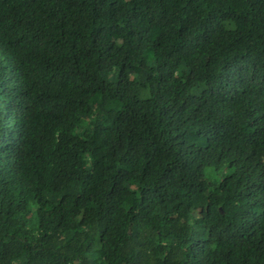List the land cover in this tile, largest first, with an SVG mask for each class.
Here are the masks:
<instances>
[{
  "label": "trees",
  "instance_id": "obj_1",
  "mask_svg": "<svg viewBox=\"0 0 264 264\" xmlns=\"http://www.w3.org/2000/svg\"><path fill=\"white\" fill-rule=\"evenodd\" d=\"M0 264H264V0H0Z\"/></svg>",
  "mask_w": 264,
  "mask_h": 264
}]
</instances>
